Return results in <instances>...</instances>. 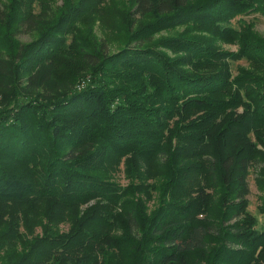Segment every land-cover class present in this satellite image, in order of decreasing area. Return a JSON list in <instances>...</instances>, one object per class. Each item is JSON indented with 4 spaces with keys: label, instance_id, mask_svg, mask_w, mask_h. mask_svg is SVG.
Masks as SVG:
<instances>
[{
    "label": "trees",
    "instance_id": "1",
    "mask_svg": "<svg viewBox=\"0 0 264 264\" xmlns=\"http://www.w3.org/2000/svg\"><path fill=\"white\" fill-rule=\"evenodd\" d=\"M112 1L0 0V242L22 246L5 264H264L242 217L254 166L264 190V38L232 25L264 0H130L113 53L94 35ZM30 201L44 212L19 218Z\"/></svg>",
    "mask_w": 264,
    "mask_h": 264
},
{
    "label": "rangeland",
    "instance_id": "2",
    "mask_svg": "<svg viewBox=\"0 0 264 264\" xmlns=\"http://www.w3.org/2000/svg\"><path fill=\"white\" fill-rule=\"evenodd\" d=\"M53 1L52 6L58 7L63 5V0H50ZM132 8V3L130 0H113L110 5L107 6V11L105 12V15L102 16V19H99L97 23L95 24L94 27V35H95V41L99 44L102 39L106 40V42L109 45V50L110 52H116L120 48H122L124 45L127 43V34H126V26H125V21L122 18V16L130 11ZM36 11H39V7H36ZM123 14V15H122ZM152 21V17H148L145 19V22H150ZM245 23L247 25H251L254 31L259 34L261 37L264 38V17H262L259 14H252L249 16H244V17H238L236 18L233 22L232 25L238 29L240 26ZM110 25V26H109ZM167 34V33H164ZM34 37H30L27 34H22L19 36V41L21 43L28 44L32 42ZM94 39V36H93ZM222 47L227 50V51H237L238 45L235 44H222ZM239 66H244L247 67L248 64L245 61H240V62H234L232 63V69L233 73L236 75L237 74V69ZM88 78V77H87ZM87 78L83 79L82 82H80L77 85L78 89H82L85 84L88 83L86 80ZM4 107L3 104V99L0 97V109ZM243 110L240 109V112ZM260 171V168L258 166H254L250 170V175L248 177V183H249V188H250V194L248 196V206L246 209V215H243L242 217L245 218V216L255 220V229L258 231L264 230V215L261 212V208L263 206V200H264V190L260 188L259 183L257 182V175ZM117 177V181L120 185H128L129 181L126 179L128 175H126V171L123 165L119 167V172L115 175ZM157 199L151 200V202L148 204L150 210L155 209V201ZM44 202H37V201H30L28 204L23 206L21 209L22 211L18 214L19 218H23V212H27L28 217L32 215V212L34 211V207L36 209H39V211H42V213L45 210L44 207ZM15 208L17 209L18 206H6L4 210L6 209H11ZM6 213L7 210H6ZM41 213V212H40ZM14 214V212H13ZM4 217H7V214L4 215ZM203 216H200L202 218ZM7 221L9 220L10 224L9 227L10 229H13V218L8 215L7 218H5ZM12 221V222H11ZM33 233L27 232L24 228V221L20 220V237L23 239V236H25L26 239H31L33 236H41L44 232V228L46 225H49L48 219L44 217H40V219L35 220L33 223ZM61 231H66L68 229L67 224L65 223H60L57 228H54V230ZM6 238H9L8 235L5 236ZM6 243L0 242V264H5L9 260L10 257L7 255V250L14 251H21L22 246L20 244L19 240L12 241L10 242L9 246H5ZM212 247L217 248L218 244L217 243H212Z\"/></svg>",
    "mask_w": 264,
    "mask_h": 264
}]
</instances>
